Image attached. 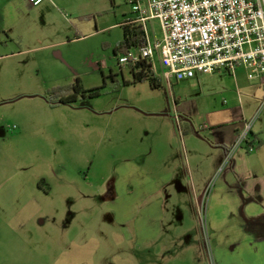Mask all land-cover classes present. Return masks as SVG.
Masks as SVG:
<instances>
[{
  "label": "rangeland",
  "instance_id": "obj_1",
  "mask_svg": "<svg viewBox=\"0 0 264 264\" xmlns=\"http://www.w3.org/2000/svg\"><path fill=\"white\" fill-rule=\"evenodd\" d=\"M68 6L60 8L64 19L46 13L39 35L27 33L29 47L46 50L26 57L23 98L0 107V179L23 180L37 203L28 208L26 226L1 228L0 264H56L52 247L69 230L72 213L79 221L113 215L101 198L121 182L124 167L145 183L172 172L190 189L196 168L202 166L203 179L210 174L215 145H225L222 140L242 120L243 107L229 95L237 90L227 74L164 81L155 60L160 87L125 84L134 77L129 67H120L123 55L115 50L124 39L122 24L135 17L129 0H70ZM153 27L162 40L160 23ZM149 35L154 40L152 24ZM34 37L65 43L52 49L46 42L32 43ZM77 79L85 91L105 87L102 95L64 103L74 95ZM130 193L125 197L133 198ZM208 260L219 264L214 241Z\"/></svg>",
  "mask_w": 264,
  "mask_h": 264
},
{
  "label": "crops",
  "instance_id": "obj_2",
  "mask_svg": "<svg viewBox=\"0 0 264 264\" xmlns=\"http://www.w3.org/2000/svg\"><path fill=\"white\" fill-rule=\"evenodd\" d=\"M69 2L43 0L34 6L30 0H0V107L11 106L23 98L26 57L46 50L45 46L29 47L27 33L36 30L39 35V26L47 25L51 12L64 19L60 8L70 9ZM39 9L43 10L41 15L29 18L31 12ZM42 42L49 43L39 37L32 40L34 44ZM63 43L51 42L48 47L56 49ZM216 74L233 78L237 92L229 95L241 102L243 115L228 135L230 139L222 140L225 145H215V167L210 174L203 179L202 166L195 173L191 169L190 190L172 172L164 179L145 183L136 177L134 169L124 167L120 170L121 182L113 185L107 198L104 195L101 198L102 208L106 207L113 215L79 221L72 213L65 227L69 230L52 247L56 264H211L200 221L201 208H205L208 234L210 242L216 245L219 264H264V112L253 126V135L260 146L252 153L247 148L236 151L229 166L217 176L244 120L253 118L260 107L264 82L249 80L245 68L237 69L234 75ZM28 190L23 180L0 179V230L18 231L30 222L28 208L37 203ZM18 192L21 197H17ZM130 192L133 198L128 199L125 196Z\"/></svg>",
  "mask_w": 264,
  "mask_h": 264
},
{
  "label": "built area",
  "instance_id": "obj_3",
  "mask_svg": "<svg viewBox=\"0 0 264 264\" xmlns=\"http://www.w3.org/2000/svg\"><path fill=\"white\" fill-rule=\"evenodd\" d=\"M30 1L38 6L43 0ZM129 3L135 18L127 23L142 27L145 41L143 46L122 56L121 68L147 62L154 70L157 60L164 70V81H184L219 72L234 75L237 69L245 68L249 80L264 82V0H129ZM154 21L160 23L162 40L156 38ZM149 24L154 40L149 35ZM263 110L264 97L253 118L244 120L234 145L227 150L221 173L236 151L247 148L252 153L258 148L253 126ZM214 183L215 180L212 186ZM200 212L209 256L211 242L203 208Z\"/></svg>",
  "mask_w": 264,
  "mask_h": 264
},
{
  "label": "trees",
  "instance_id": "obj_4",
  "mask_svg": "<svg viewBox=\"0 0 264 264\" xmlns=\"http://www.w3.org/2000/svg\"><path fill=\"white\" fill-rule=\"evenodd\" d=\"M124 29V39L119 44L117 50H115V54L120 53L123 56L127 55L130 51L137 49L144 45L145 41V32L142 27L133 25L131 23L122 24ZM130 72L134 77V81L132 83L126 82V85L129 84H137V83H145L149 82L152 88L160 87V81L154 76L153 66L148 64L147 62H141L136 66H129ZM105 87L95 88L89 91H85L81 85L80 79H77L74 84L71 86L72 92H74L73 96L67 97V100L64 103H73L76 102L78 97L81 95L83 98H97L102 95V90ZM254 142L260 146V142L254 136Z\"/></svg>",
  "mask_w": 264,
  "mask_h": 264
}]
</instances>
